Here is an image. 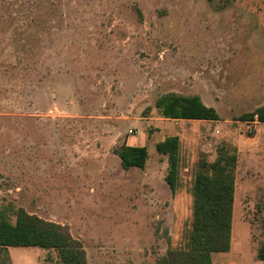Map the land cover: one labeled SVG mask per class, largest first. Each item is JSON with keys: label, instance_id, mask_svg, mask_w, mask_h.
Returning <instances> with one entry per match:
<instances>
[{"label": "rangeland", "instance_id": "1", "mask_svg": "<svg viewBox=\"0 0 264 264\" xmlns=\"http://www.w3.org/2000/svg\"><path fill=\"white\" fill-rule=\"evenodd\" d=\"M167 93L198 96L219 116L179 124L174 197L154 150L176 127L155 108ZM262 105L264 0L222 10L207 0H0V214L13 223L22 208L67 226L88 264H152L190 232L199 153L211 161L224 147L237 156L229 264H264V125L247 133L238 120ZM122 145L147 146L152 181L121 169ZM7 255L42 264L54 252Z\"/></svg>", "mask_w": 264, "mask_h": 264}, {"label": "trees", "instance_id": "2", "mask_svg": "<svg viewBox=\"0 0 264 264\" xmlns=\"http://www.w3.org/2000/svg\"><path fill=\"white\" fill-rule=\"evenodd\" d=\"M215 9L222 10L231 0H207ZM136 9V8H135ZM136 12L139 11L136 9ZM155 108L161 118L185 121H217V112L205 106L198 96L167 93L160 96ZM238 120L264 124V105ZM158 155L166 157L167 169L164 182L174 197L178 190L183 169L180 144L176 136H168L154 146ZM122 170L136 167L143 169L147 160L146 147L122 145L113 149ZM237 156L233 151L219 147L213 162L199 153L192 178L191 229L181 247H168L152 264H213L214 254L230 251L232 211L235 192ZM262 235L255 251V259L264 263V215L261 219ZM39 247L50 249L54 257L47 256L42 264H88L80 240L74 238L67 226L44 220L15 210V221L10 222L0 214V264H9L7 248Z\"/></svg>", "mask_w": 264, "mask_h": 264}, {"label": "crops", "instance_id": "3", "mask_svg": "<svg viewBox=\"0 0 264 264\" xmlns=\"http://www.w3.org/2000/svg\"><path fill=\"white\" fill-rule=\"evenodd\" d=\"M200 98V97H199ZM201 99V98H200ZM203 103V102H202ZM206 106V105H205ZM208 107V106H207ZM212 108V107H211ZM215 110V109H214ZM219 120V119H218ZM218 120L217 121H195V122H198V123H204V124H212V123H217L218 122ZM161 121H167V119H163V118H161ZM170 121H172V122H175L174 123V126H176L175 127V129H174V132L173 133H171V134H169L170 136H176L178 139H179V144H180V157H181V141H182V136L180 135L181 134V132H182V130H183V128L181 127V126H179V124L180 123H188V122H191V121H185V120H170ZM247 122H253L254 123V125H253V128H255V126L257 125V124H261V123H258V122H256V121H246V123ZM261 125H264V124H261ZM216 133H218V131H216ZM164 137V136H163ZM166 137H168V136H166ZM165 137V138H166ZM164 138V139H165ZM142 147H144V146H142ZM146 147V149H147V157L150 155V151L148 150V148H147V146H145ZM114 157H115V159L114 160H116L117 162H119V164H120V160H119V158L116 156V155H114ZM210 160L211 161H209V162H213L214 160H215V157H212V159H211V157H210ZM145 167V166H144ZM148 168H143L142 169V171H143V173L144 174H146V176H147V180L148 181H152L154 178H153V175L152 174H154L151 170H147ZM182 171H184V167H183V169H182ZM165 185H167L166 183H165ZM231 246H232V241H231ZM229 254H230V256H231V248H230V251L228 252V253H224V254H214L213 255V257H212V262H213V264H217L216 263V261L217 262H219L220 261V264H226L227 262H228V264H229V261H228V256H229Z\"/></svg>", "mask_w": 264, "mask_h": 264}, {"label": "built area", "instance_id": "4", "mask_svg": "<svg viewBox=\"0 0 264 264\" xmlns=\"http://www.w3.org/2000/svg\"><path fill=\"white\" fill-rule=\"evenodd\" d=\"M255 121V120H254ZM246 124V131H247V133H252V131H253V125H254V123L253 122H247V123H245ZM129 134H134L133 133V131H129Z\"/></svg>", "mask_w": 264, "mask_h": 264}]
</instances>
